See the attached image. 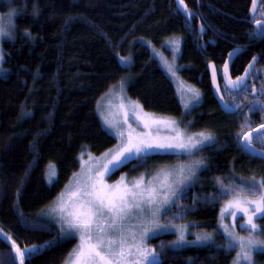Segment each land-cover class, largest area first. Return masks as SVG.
Returning <instances> with one entry per match:
<instances>
[{"label":"trees","instance_id":"16d2710c","mask_svg":"<svg viewBox=\"0 0 264 264\" xmlns=\"http://www.w3.org/2000/svg\"><path fill=\"white\" fill-rule=\"evenodd\" d=\"M34 2L38 16L33 15ZM184 2L195 15L187 17L178 11L177 0H0V13L16 10L14 39L2 43L0 228L21 247L43 246L24 264H64L75 247V240L61 237L59 226L44 212L79 171L82 153L97 156L115 146L116 139L106 132L97 105L126 78L130 79L129 97L145 111L179 119L185 116L193 121L191 131H210L216 141L199 154L207 169L200 170L197 183L186 190L172 212L181 214L176 221L214 233L215 243L170 250L175 237L166 234L150 244L161 254L163 264L233 263L237 250L226 252L218 247L226 242L218 221L221 205L229 196L219 195L214 178L220 177L225 184L253 177L260 180L264 159L249 155L237 142L247 109L240 94L223 90L230 104L242 105L237 115L223 114L213 97L208 68L211 64L222 68L228 53L238 47L242 53L233 62L234 74L242 73L254 56L264 68V39L248 37L254 29L252 0ZM171 39L181 44L180 76L201 93L202 103L189 115L184 114L171 78L148 45L162 49ZM120 57L130 59L126 67ZM179 157L152 155L142 164L135 159L110 179L125 172L150 176ZM50 163L56 167L52 184L46 176ZM258 227L264 229V219ZM0 237V264H7L14 252L7 244L10 240ZM254 264H264V253L255 254Z\"/></svg>","mask_w":264,"mask_h":264},{"label":"snow or ice","instance_id":"6c2138e0","mask_svg":"<svg viewBox=\"0 0 264 264\" xmlns=\"http://www.w3.org/2000/svg\"><path fill=\"white\" fill-rule=\"evenodd\" d=\"M178 3L184 7L187 17L195 15V13L187 11L184 0H178ZM37 8L38 5L34 2V16L39 15L36 11ZM255 11V0H253L251 22L256 27L248 32V37L249 39H264V23L255 18ZM15 14L16 10L9 8L6 18L0 15V40L14 39L13 17ZM203 28L204 26L201 24V31ZM26 35L32 39L31 34L27 31ZM170 43L178 46L179 40H172ZM241 50L239 47L233 49L228 53L229 59L234 61ZM4 56L5 53L0 50V61L4 60ZM119 59L125 64L128 63L126 58L120 57ZM256 61L257 57L254 56L252 62L244 69V74L237 76L235 80L229 74V62L225 61L222 64V79L225 81L224 86L229 95L237 91L247 99L249 90L257 91L250 83L254 72L249 71L254 68ZM0 68H2V64H0ZM168 71L175 75L171 65H168ZM211 75L215 84L217 69L214 64L211 65ZM189 91L193 94L192 99L198 101L199 91L192 88ZM217 91L219 92V85H217ZM260 94L264 95V89ZM233 99L235 98L233 97ZM220 101L224 108L232 114L239 112L242 107L240 103L225 102L222 95ZM132 104L138 120L149 131L143 134L134 133L131 125L127 123L126 110L123 123L127 126V135H125L124 127L116 120L104 117L105 124L110 129H114V134L120 138L121 143L118 149L114 154L111 150L105 154L104 162L99 169L94 170L92 166H89L82 170L73 189L68 193L67 199L65 193L62 192L50 210L49 215L58 217L57 223L61 237L75 238L78 236L79 239L78 245L69 252L65 264H163L161 254L146 244L150 234L157 231H173L176 234V239L170 242V250L181 248L186 244L215 243V238L207 232L197 234L194 240L187 239L189 225L173 223L174 219L182 218L180 213H176L172 218H167V223L162 222L166 218L165 214L171 211L173 206H177L185 190L197 178L196 170L207 169L203 160H193L187 165L180 164L175 169H161L163 179L158 180L153 177L148 184H145L143 176L134 179L131 184L125 183L123 177L114 185H109L105 181V175L114 168L124 165L132 159H136L142 164L157 150L179 149L191 156L194 151L201 152L206 146L214 143V136L210 131L187 134L175 120L152 117L150 114L143 113L142 106L138 102L133 101ZM120 107L123 109L124 105L121 104ZM185 107H188L187 102H185ZM249 111H259L261 120H264V100L254 99L251 101ZM161 125L170 128L174 135L170 137L153 135L151 131L153 126H156L158 131ZM245 128L248 131H243ZM252 132L249 117L245 115L241 132L237 133V142L245 151L264 158V152L255 149L253 145ZM255 134L256 139L264 142V123L256 126ZM81 157H83V153ZM48 167L49 171L46 176L51 183L56 171L51 163ZM214 179L221 189L219 195L229 196L220 209L218 221V229L222 236L226 237V242L218 247L226 252L239 249L233 264H240L241 259L246 264H253L252 252L264 249V239H260V235H264V229L259 228L255 222L257 219H264V178L257 180L253 177L240 184L232 182L225 184L220 177ZM225 215L231 216V226L224 223ZM130 219H137L139 227L131 226ZM237 219L242 221L239 227L241 231L246 230L247 235H241L236 231ZM0 235H4L5 239L10 240L14 252V256L11 253L8 254L12 258L7 264H16L17 260L19 264H24L26 258L38 254L43 247L40 245L21 247L16 240L4 233L2 228H0ZM163 246V242H161V248Z\"/></svg>","mask_w":264,"mask_h":264},{"label":"rangeland","instance_id":"374dc122","mask_svg":"<svg viewBox=\"0 0 264 264\" xmlns=\"http://www.w3.org/2000/svg\"><path fill=\"white\" fill-rule=\"evenodd\" d=\"M0 15H3L6 18L7 13H3V14L0 13ZM14 17H15V15H14ZM14 17H13V23H14V26H15V18ZM14 33H15V29H14ZM4 40H7V38H5L3 40H0V50H2V43L4 42ZM172 40H179V39H171V40H169L166 43V47H164L162 49H160V48L156 49L152 45H150V44H148V45H149V47L151 49L152 56H154V58L157 61H159L160 66L163 67V69L167 73L168 77L171 78V80H172V82L174 84V87L176 88L178 99H180L181 106L184 109V114L186 113V115H189L196 107H198L202 103L201 93H200V90L197 87H195L194 85L191 86V84L187 83L183 79V77L180 76L181 67L179 66V60H180V56H181L180 55L181 54V44H180V40H179L178 46H174V45H172L170 43V41H172ZM125 58L128 60L127 64L123 63L121 60L120 61H121L122 66L126 67V65L129 64L130 59L127 58V57H125ZM0 64H2V68H0V73L4 74V71H5L4 70V62L0 61ZM168 65L172 66L175 75H173V72H169L168 71ZM129 84H130V79L126 78L124 80H121L118 84H116V86L112 87L109 90V92L106 93L105 96H103L99 100V103L97 105V113H99L101 122H102L106 132H108L109 134H112L115 137L116 144H115L114 147L108 149L106 152H104V153H102L100 155L96 156V155H93V154H91L89 152H86L85 154H83V157H81V156L79 157L80 158L79 171L76 172L75 176L73 175L71 177L69 183L65 186V188L63 190V193H65V198L66 199H67L68 193L73 189L75 181L78 178L79 174L82 172V170L87 169L89 166H92L94 168V170L99 169L100 165L104 162L105 154H107L109 152V150H111L112 154H114L116 152V150L118 149L120 143H121L120 138L117 137L114 134L115 130L114 129H110L109 126L105 124L104 117H108L109 119L116 120L120 125H122L124 127L125 135H127V126L124 125V123H123L124 122V116H125V110H126L127 111V116H128L127 123L131 125L132 130L134 131V133L143 134V133H146V132L149 131V129H145L143 127L142 122H140L138 120L137 115L135 114L134 106L132 104V102L134 100L131 99L129 97V95H128L127 87L129 86ZM190 88L199 91L200 96H199L198 101L196 99H192V95L193 94L189 91ZM185 102H187V104H188L187 108L185 107ZM121 104L124 105L123 109L120 107ZM142 111H143V113L150 114L152 117H155V118H170V119L175 120L177 122L178 126L181 129L185 130L187 134L201 132V131H191V127H192L193 121L191 119H187L185 116L182 119H179L177 117H169V116H164V115H157L155 113L145 111V109L143 107H142ZM151 131H152L153 135H156V136H159V137H170V136L174 135V133L172 132V130L170 128H166L163 125H161L159 127L158 131L156 129V126H153ZM215 142L216 141H215V138H214V143H212L210 146L214 145ZM207 147H209V146H206L204 149H206ZM200 153L201 152H195L194 151V154L189 156L186 153H184L182 150H179V149H172V150H168V151L157 150L156 152L152 153L150 156H152V155H162V154L178 155V156L182 157V159L179 157V160L177 162H174V164H167V165L160 166L150 176H148L147 173H144V172H141V174H139V175H129L127 172H125V173L120 174V176L116 180H111L110 176L113 173H115L116 171H118L123 166V165H121V166H118V167L114 168L111 172L107 173L105 175L104 179L109 185H114L117 181L121 180V177H123L125 183L131 184L134 179H138L141 176H143L145 184H148L149 181L153 177L157 178L158 180H162L163 179L162 173L160 171L161 169H175L180 164L187 165L188 163H190L193 160L201 159L199 157ZM90 156H91V159H90ZM132 160H135V159H132ZM132 160H130V161H132ZM130 161L126 162L125 164L130 163ZM53 166H54L55 171H56V167H55L54 164H53ZM200 170H202V169H197L196 170L197 178L194 179L192 185L189 188L193 187L197 183V180L199 178L198 174H199ZM54 178H56V177L55 176L52 177V181H51L50 184H52L54 182ZM47 181H48V178H47ZM189 188H187L186 190H188ZM186 190H185V192H186ZM57 198L55 199V201L57 200ZM53 205H51L44 212V214L55 225L59 226V224L57 223L58 217H56L55 215H49L50 210L53 207ZM221 206H224V203ZM173 207L171 208V211H169V212H167L165 214L166 218L162 220L163 223H167L168 222L167 218H172L175 215V214L172 213L174 211ZM226 211H229V210L226 209ZM219 217H220V214H219ZM176 220H177V218L173 220V223H175V224H188L189 225V229H188V232H187V239H189V240H194L195 236L197 234L205 233V231H200V230L198 231L194 227L195 225L192 224V223H188V222L184 223V222H179V221H176ZM259 220L260 219H257L255 221L258 226H259ZM241 222L242 221L240 219H237V221H236V231L240 232L241 235H247V231L246 230L245 231H241V229L239 227ZM224 223L228 224L229 226H231L232 218H231L230 215H225L224 216ZM129 224L131 226H134V227H137V228L139 227L137 219H130ZM210 233L214 237V233H212V232H210ZM220 233H221V231H220ZM166 234L173 235L175 237L174 240L176 239V234L173 231H157L155 233L150 234V237L147 239L146 244L148 246H150V247H153L150 244L149 241L152 240V239H155V237L166 236ZM67 238L75 240V247L78 245V243H79L78 236L75 237V238H72V237H67ZM67 238H65V239H67ZM224 239H226V237H224ZM208 244H210V243H208ZM208 244H199V243H197V244H186V245H184V246H182L181 248H178V249L188 248V247H192V246L199 247V246H205V245H208ZM178 249H175V250H178ZM235 250L239 251V249H235ZM256 253H264V249L254 250L252 252L253 264H254V256H255ZM235 257H236V255H235ZM233 261H234V259H233ZM64 264H65V262H64ZM240 264H246V262H244L241 259Z\"/></svg>","mask_w":264,"mask_h":264},{"label":"flooded vegetation","instance_id":"af4514ba","mask_svg":"<svg viewBox=\"0 0 264 264\" xmlns=\"http://www.w3.org/2000/svg\"><path fill=\"white\" fill-rule=\"evenodd\" d=\"M252 3H253V0H252ZM251 16V15H250ZM255 18L256 19H259L261 20L262 23H264V2L263 0H259V4H258V9L255 13ZM251 19H252V16H251ZM251 25L253 26V28L256 27V25H254L251 21H250ZM242 52H239L237 56H239ZM236 56V57H237ZM235 57V58H236ZM234 62V61H233ZM252 62V60H251ZM250 63V62H249ZM259 57L257 56V61H256V64L253 68V70L251 72H254V75L252 76L251 80H250V83L253 87H255V89L257 90L256 92H251V90H249L248 94H247V99L244 98L243 94L241 92H237V93H232V95H237V94H240V97L244 104H245V108L247 109L245 111V115H247L249 117V123L251 124L252 126V129L253 131L256 130V126L259 125L260 123H264V120H261V113L259 111H256V112H251L249 111V103L251 101H254V99H262L264 98V95H261V90L264 89V68L261 66V64H259ZM249 65V64H248ZM233 67H234V63L232 64L231 66V69H230V74H231V78L233 80H235V78L237 76H242L244 74V71L241 73H238V74H234V71H233ZM248 66H246L247 68ZM217 69V68H216ZM221 69H217V72H218V75L220 76V72H221ZM256 70H259V71H256ZM260 77V79H259ZM219 84L221 86V91L223 92V90L226 92L227 89L225 88L221 78H220V81H219ZM228 93V91H227ZM229 94V93H228ZM223 95V93H222ZM225 98V97H224ZM226 100V99H225ZM228 101V100H227ZM238 113V112H237ZM237 115V114H235ZM230 116H234V115H230ZM261 143H264V142H261L260 140L254 138L253 140V145L256 147V148H264V145L261 144ZM250 155V154H249Z\"/></svg>","mask_w":264,"mask_h":264},{"label":"water","instance_id":"95a60500","mask_svg":"<svg viewBox=\"0 0 264 264\" xmlns=\"http://www.w3.org/2000/svg\"><path fill=\"white\" fill-rule=\"evenodd\" d=\"M258 4H259V0H255V8H256V11H257V9H258ZM186 5V4H185ZM252 6H253V3H252V5H251V9H252ZM177 10L178 11H180L181 13H183V14H185V10H184V7L182 6V5H179V3H178V0H177ZM256 11H255V13H256ZM255 13H254V15H255ZM250 15L253 17V13L252 12H250ZM238 55V54H237ZM235 60V59H234ZM226 61H228L229 62V74H230V69H231V66H232V64H233V60H230L229 59V56H228V58H227V60ZM255 64H256V62H254V66H255ZM212 65V64H211ZM211 65L209 66V68H208V71H209V75H210V80H211V86H212V93H213V97H215V99H216V101H217V103H218V105H219V108H221V110H222V112H223V114H225V115H235V114H237V113H235V114H232V113H230L227 109H225L224 108V106L222 105V103H221V101H220V97H221V95H222V91H221V86H220V84H219V81H220V78H221V80H222V82H223V84L225 85V81L222 79V70H221V72H220V76L218 75V72H217V79H216V83L214 84L213 83V80H212V75H211ZM253 69H249V71L251 72ZM230 76H231V74H230ZM217 85H219V92L217 91ZM233 93H237V91H234ZM223 96V95H222ZM223 100L225 101V102H227V103H229L227 100H225V98L223 97ZM230 104V103H229ZM252 135H253V140H254V138H255V130L252 132ZM255 147V146H254ZM255 149H257L256 147H255ZM257 150H259V149H257ZM260 152H264V150H259ZM249 153V152H248ZM249 154H251V155H253V156H255V157H257V158H259V159H261V156H259V155H257V154H252V153H249ZM262 159H264V158H262ZM7 242V241H6ZM7 244L11 247V245L7 242Z\"/></svg>","mask_w":264,"mask_h":264}]
</instances>
